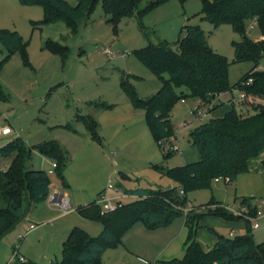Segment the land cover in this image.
<instances>
[{"label":"rangeland","instance_id":"rangeland-1","mask_svg":"<svg viewBox=\"0 0 264 264\" xmlns=\"http://www.w3.org/2000/svg\"><path fill=\"white\" fill-rule=\"evenodd\" d=\"M150 1L142 0L139 8ZM202 9V0H166L143 14L142 22L137 15L113 22L98 2L79 33L73 34L64 21L37 23L44 16L42 6L0 0V28L18 30L27 41L28 53V62L20 51L10 54L0 70V82L7 95L6 99L0 98V130L5 125L12 129L10 134L0 133V147L17 136L28 145L56 139L69 158L64 170L65 182L55 170L49 173L51 190L70 197L67 213L47 199L32 205L16 228L0 239V264H14L16 246L27 259L40 264L60 260L63 241L71 227L78 225L93 235L102 228L99 221L81 216L76 210L79 205L99 200L103 193L98 192L104 188V193L115 201L118 194L131 188H169L176 182L165 173L168 167L200 159L199 149L189 139V131L211 117L224 115L231 107L229 92L221 94L224 103L218 108L209 111L203 106L207 114L199 119L192 110V99H179L175 103L171 113L175 130L171 139L178 149H172L170 138L164 140L165 149L171 150L165 157L150 131L144 108L134 107L120 82L123 73H131L134 75L129 80L141 96L155 93L161 81L136 56L135 49L162 39L177 47L176 41L184 34L186 23L199 24L208 35L209 44L227 56L231 84L254 68H264V56L256 67L252 60L236 61L232 41L240 40L241 35L227 23L214 27L203 18ZM246 31L252 39L261 38L254 19L247 20ZM48 39L68 45L67 56L48 48ZM106 47L113 54L106 53ZM7 53L0 42V60ZM240 94L238 88L232 94L238 110L260 102L252 96L242 99ZM101 102L111 106L103 107ZM77 113L92 114L97 119L101 141L91 137L85 125L76 121ZM180 121L190 124L175 125ZM53 160L34 150L29 166L48 171ZM9 161L0 156V168H5ZM181 196L186 197L188 210L194 208L198 212L213 199L223 201L231 212L249 204L260 223V227H252L254 239L264 240V167L239 173L232 179L215 178L210 186L187 190ZM134 199L132 194L121 197L122 202ZM186 213L183 211L167 225L155 228L136 221L117 245L103 250L100 255L103 264H151L157 258L183 257L188 233ZM27 225L31 228L25 231ZM208 226L226 236H237L245 231V218L202 215L196 236L204 247L215 243V235Z\"/></svg>","mask_w":264,"mask_h":264},{"label":"trees","instance_id":"trees-1","mask_svg":"<svg viewBox=\"0 0 264 264\" xmlns=\"http://www.w3.org/2000/svg\"><path fill=\"white\" fill-rule=\"evenodd\" d=\"M19 1L43 7L44 16L37 23L64 21L73 34H78L98 2H101L109 20L113 22L133 15H137L142 22L143 14L166 0H151L144 8H139L142 0H77L75 4L67 0ZM202 1L203 18L214 27L230 24L241 35L240 40L232 41L235 60H252L256 67L264 56V0ZM248 19L257 22L262 35L259 40L247 34ZM183 29L184 34L176 41L177 47L167 39H162L158 43L150 42L135 49L136 56L161 81L155 93L141 96L129 80L134 75L131 73H123L121 88L135 108H144L150 131L165 157L170 155L171 150L165 149L164 140L171 139L174 133L171 113L179 99L198 100L212 111L224 103L221 94L229 92L230 109L224 115L211 117L190 129L189 139L199 149L200 159L165 170L176 182L173 187L127 189L126 193L137 195L135 199L121 201L120 205L110 210H104L97 199L79 205L76 208L79 214L99 221L102 228L97 235H93L83 227L73 226L63 241L62 258L53 259L50 264H103L100 257L103 250L117 245L125 231L136 221H142L148 228H155L167 225L182 215L183 210L176 206H186V197L181 196L180 188L185 194L187 190L210 186L215 178L232 179L239 173L264 167V68H254L237 83L231 84L229 60L209 44L204 29L199 24L187 23ZM0 42L8 52L0 60V70L10 54L16 51H20L28 62L27 41L18 30L0 28ZM46 45L62 57L68 54L69 46L57 40L48 39ZM235 88L245 97L252 96L260 102H252L238 110L232 95ZM0 98H7L1 82ZM101 106L111 105L101 102ZM76 121L85 125L91 137L101 141L99 123L92 114L77 113ZM34 150L57 162L55 171L65 182L64 170L69 156L56 139L28 145L17 136L2 145L0 156L10 161L5 168H0V239L15 229L27 210L46 199L51 191L49 172L29 166ZM155 166L161 168L159 164ZM103 192L101 190L98 194ZM208 213L229 219L245 218V231L237 236H226L208 226L209 231L216 236V242L206 249L197 239L196 229L199 218ZM254 216L255 210L249 204L247 212L236 214L226 208L223 201L215 199L209 201L201 212L192 208L185 215L188 233L184 256L158 258L151 264H264V240L256 241L252 232L251 217ZM15 252L14 264H40L33 259L22 261Z\"/></svg>","mask_w":264,"mask_h":264},{"label":"built area","instance_id":"built-area-1","mask_svg":"<svg viewBox=\"0 0 264 264\" xmlns=\"http://www.w3.org/2000/svg\"><path fill=\"white\" fill-rule=\"evenodd\" d=\"M105 52L108 54H113L112 50L108 47L105 48ZM122 55L125 56L126 54L122 53ZM250 81H252L251 78H250ZM240 97L243 99L245 97V94L241 93ZM183 101L185 100L183 99ZM192 110L195 112L196 117L198 119L207 114V108H204L201 105L200 101L198 100L193 102ZM189 124H190L189 121H180L178 122L177 126L187 127L189 126ZM11 132H12V129L8 125L3 126L0 130V133L4 135L10 134ZM172 149L174 150L178 149V144L175 142L173 138H172ZM56 165H57V162L53 160V162L51 163V167L48 169V172L52 173L55 170ZM180 192L183 194L184 190L180 188ZM101 196L102 197L98 201L102 204V207L104 210L114 209L117 205H120L121 203V200H118L119 199L118 197H117V201H115L113 200V198L107 196L105 193H103ZM46 199L48 200L49 203L62 207V210L64 213H67L69 211L68 204L70 201V197L67 193H63L59 190H51ZM176 206L181 208L183 211H186V212L189 211L186 206H181V205H176ZM247 211H248V207L245 204H242L238 206L237 208L233 209V212L236 214L241 213V212H247ZM251 222H252L253 228L260 227V223L257 221L255 216L251 217ZM30 228H31V225H28L25 231L29 230ZM20 237L22 238L23 234H20ZM15 251H16L15 252L16 257H18L22 261L26 260V257L20 252L18 246H16Z\"/></svg>","mask_w":264,"mask_h":264},{"label":"crops","instance_id":"crops-1","mask_svg":"<svg viewBox=\"0 0 264 264\" xmlns=\"http://www.w3.org/2000/svg\"><path fill=\"white\" fill-rule=\"evenodd\" d=\"M261 38H262V35H261ZM192 102H194V101L192 100ZM172 186H173V185H172ZM102 190L105 191V188L102 189ZM100 191H101V190H100ZM103 193H104V192H103ZM123 194H128V193L125 192V193H123ZM123 194H121V195L118 194V195L116 196V197L119 198L118 200H121V197L123 196ZM132 195L135 196V197L137 196V195H135V194H132ZM116 200H117V199H116ZM121 201H122V200H121ZM27 226H28V225H27ZM71 228H72V227H71ZM71 228H70V229H71ZM70 229H69V231H70ZM100 230H101V229H100ZM69 231H67V232H69ZM99 232H100V231H99ZM215 242H216V236H215ZM214 244H215V243H214ZM214 244H213V245H214ZM208 245H210V244H208ZM213 245H212V246H213ZM212 246H210V247H212ZM210 247H205V248L207 249V248H210ZM23 255H24V254H23ZM24 256H25V255H24ZM25 257H26V256H25ZM170 258H171V257H170ZM157 259H158V258H157ZM155 260H156V259H155ZM153 262H154V261H153Z\"/></svg>","mask_w":264,"mask_h":264}]
</instances>
